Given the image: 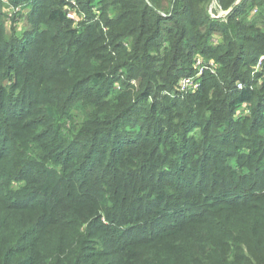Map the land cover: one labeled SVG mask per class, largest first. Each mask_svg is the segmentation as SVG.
I'll return each mask as SVG.
<instances>
[{
	"label": "trees",
	"instance_id": "16d2710c",
	"mask_svg": "<svg viewBox=\"0 0 264 264\" xmlns=\"http://www.w3.org/2000/svg\"><path fill=\"white\" fill-rule=\"evenodd\" d=\"M262 55L264 0H0V264H264Z\"/></svg>",
	"mask_w": 264,
	"mask_h": 264
},
{
	"label": "built area",
	"instance_id": "2783aa9c",
	"mask_svg": "<svg viewBox=\"0 0 264 264\" xmlns=\"http://www.w3.org/2000/svg\"><path fill=\"white\" fill-rule=\"evenodd\" d=\"M76 3L74 1L70 2V5L65 8L66 10V17L72 21L74 24L78 20L76 17ZM255 13V11L252 12V14ZM78 15V14H77ZM80 18H84L83 15L79 16ZM81 21V20H80ZM79 23V22H78ZM193 69L195 73L192 76L189 77H183L179 80L175 94L174 96H183V94L188 93H195L200 87V78L203 76L204 73H215V64L213 61H205L204 59L200 57H196L193 61ZM264 69V55L260 56L257 60V63L254 67L255 72H259ZM238 88H241L240 85H238Z\"/></svg>",
	"mask_w": 264,
	"mask_h": 264
},
{
	"label": "rangeland",
	"instance_id": "374dc122",
	"mask_svg": "<svg viewBox=\"0 0 264 264\" xmlns=\"http://www.w3.org/2000/svg\"><path fill=\"white\" fill-rule=\"evenodd\" d=\"M4 11H6V13H8V15H9V17L11 18L12 16H13V14H14V12H18L17 10L15 11V10H11V9H3ZM19 12H21V13H19L18 15H20V14H22V15H26L27 14V10L25 9V8H23V9H20V11ZM76 14V13H75ZM93 14H94V20L96 21L97 20V17H99L100 15V13L94 8L93 9ZM76 17H77V21H76V23H75V26H78L77 24H79V23H81L82 21H84V20H87V18L85 17V16H83L84 18L82 19V18H80L77 14H76ZM81 20V21H80ZM79 22V23H78ZM9 22H6V24H5V26H6V29L7 30H9ZM26 30V25H25V22L23 21V19H21L20 21H17V24H16V33H17V35H20L21 33H23L24 31ZM213 40H217V36H215L214 38H213ZM255 72V71H254ZM261 83L262 82H259L258 83V86L260 87L261 86ZM133 84V83H132ZM176 98H179V96H175V99Z\"/></svg>",
	"mask_w": 264,
	"mask_h": 264
}]
</instances>
